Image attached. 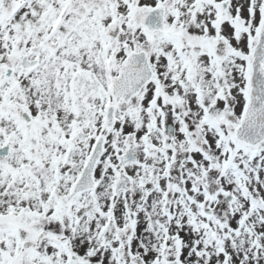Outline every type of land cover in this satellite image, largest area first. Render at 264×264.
I'll return each instance as SVG.
<instances>
[{"label": "snow or ice", "instance_id": "1", "mask_svg": "<svg viewBox=\"0 0 264 264\" xmlns=\"http://www.w3.org/2000/svg\"><path fill=\"white\" fill-rule=\"evenodd\" d=\"M0 264H264V0H0Z\"/></svg>", "mask_w": 264, "mask_h": 264}]
</instances>
